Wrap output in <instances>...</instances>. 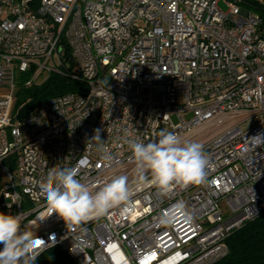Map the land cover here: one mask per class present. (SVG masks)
<instances>
[{"label": "built area", "instance_id": "2783aa9c", "mask_svg": "<svg viewBox=\"0 0 264 264\" xmlns=\"http://www.w3.org/2000/svg\"><path fill=\"white\" fill-rule=\"evenodd\" d=\"M260 11L242 0H0V86L9 92L0 98V170L8 178L0 212L22 214L21 230L41 239L38 248L58 246L75 264L223 258L226 239L264 211ZM64 44L79 73L70 72ZM28 71L25 87L58 74L86 89L47 98L18 121L17 81ZM203 127L216 130L197 141L210 159L204 183L166 196L145 186L130 207L71 234L57 214L37 219L45 211L39 183L53 167L71 168L92 187L114 175L134 185L126 139L147 143L167 129L194 141ZM97 129L101 141H91ZM178 202L192 222L177 213L162 225L161 213Z\"/></svg>", "mask_w": 264, "mask_h": 264}, {"label": "clouds", "instance_id": "9594fccd", "mask_svg": "<svg viewBox=\"0 0 264 264\" xmlns=\"http://www.w3.org/2000/svg\"><path fill=\"white\" fill-rule=\"evenodd\" d=\"M91 141H101L99 129ZM158 139L144 143L139 140L124 141L136 163L135 184L129 182L127 175H114L98 187H92L76 178L71 168L53 167L40 181L39 187L44 194V212L37 217L45 220L57 214L65 221L69 233L82 229L89 221L104 217L110 209L128 208L136 190L145 186L154 187L162 196L176 188L185 189L205 182L210 159L199 142L182 139L179 135L162 129ZM89 145V143H88ZM102 159L111 161L108 150L101 148ZM11 207V205H9ZM177 213L183 214L186 222L192 216L185 205L178 202L173 208L161 213L159 222L172 225ZM22 214L11 215L0 212V264H35L43 247H37L41 240L33 232L21 230Z\"/></svg>", "mask_w": 264, "mask_h": 264}, {"label": "trees", "instance_id": "16d2710c", "mask_svg": "<svg viewBox=\"0 0 264 264\" xmlns=\"http://www.w3.org/2000/svg\"><path fill=\"white\" fill-rule=\"evenodd\" d=\"M245 5L261 10L264 19V8L257 0H242ZM256 6V7H255ZM64 55L70 72L79 73L76 63L70 58V49L64 44ZM30 71L22 74L17 81L14 109H18L30 100L39 103L47 98L69 92H84L85 84L72 77L50 74L40 85L23 86ZM227 254L213 264H264V211L254 219L247 221L236 229L227 239ZM35 264H75L71 258L58 246L46 249L40 253Z\"/></svg>", "mask_w": 264, "mask_h": 264}, {"label": "rangeland", "instance_id": "374dc122", "mask_svg": "<svg viewBox=\"0 0 264 264\" xmlns=\"http://www.w3.org/2000/svg\"><path fill=\"white\" fill-rule=\"evenodd\" d=\"M219 6L221 9H225V6L223 5V3L220 1L219 2ZM47 78V75L44 74L41 78H39L37 80V85H40L42 84ZM9 93L8 90H6L4 87L0 86V98H2L5 94ZM186 116V115H185ZM216 130L214 129H208L206 130L204 127L203 129H201L199 132H196V138L194 139V142H197L198 140L200 139H204V138H207L209 137L211 134H213ZM8 182V178L7 176L5 175V173H3L1 170H0V196H1V188L4 184H6Z\"/></svg>", "mask_w": 264, "mask_h": 264}, {"label": "water", "instance_id": "95a60500", "mask_svg": "<svg viewBox=\"0 0 264 264\" xmlns=\"http://www.w3.org/2000/svg\"><path fill=\"white\" fill-rule=\"evenodd\" d=\"M37 103H35L33 100L28 101L24 105H22L16 114V119L19 121L29 115L36 107Z\"/></svg>", "mask_w": 264, "mask_h": 264}, {"label": "snow or ice", "instance_id": "6c2138e0", "mask_svg": "<svg viewBox=\"0 0 264 264\" xmlns=\"http://www.w3.org/2000/svg\"><path fill=\"white\" fill-rule=\"evenodd\" d=\"M36 243H37V245H38V244H39V241H37Z\"/></svg>", "mask_w": 264, "mask_h": 264}]
</instances>
